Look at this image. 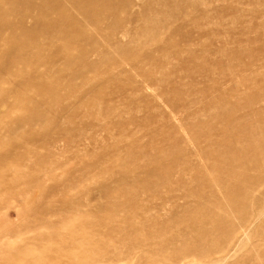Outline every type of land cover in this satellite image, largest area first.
Masks as SVG:
<instances>
[{
  "label": "rangeland",
  "instance_id": "1",
  "mask_svg": "<svg viewBox=\"0 0 264 264\" xmlns=\"http://www.w3.org/2000/svg\"><path fill=\"white\" fill-rule=\"evenodd\" d=\"M126 1L112 0L119 16L95 42L56 39L42 66L20 68L46 85L29 88L26 105L19 81L1 85L0 254L103 218L128 232L142 226L146 248L164 240L210 249L194 252L192 264H264V217L225 248L241 227L222 189L229 174L251 184L232 176L242 163L223 164L227 148L244 154L243 144L257 141L244 116L264 120V0H137L124 13ZM54 11H36L42 25L59 19ZM70 13L77 26L63 21L53 37L77 36L83 17ZM108 35L122 47L105 46Z\"/></svg>",
  "mask_w": 264,
  "mask_h": 264
},
{
  "label": "bare ground",
  "instance_id": "2",
  "mask_svg": "<svg viewBox=\"0 0 264 264\" xmlns=\"http://www.w3.org/2000/svg\"><path fill=\"white\" fill-rule=\"evenodd\" d=\"M138 2L128 0L119 9H125L122 11L128 13L139 7ZM58 7V0H44L41 5H37L36 0H0V88L4 83L19 81L24 91L22 106L27 104V99L24 97L29 88L33 86L44 88L46 85L45 82L42 83V76L34 75L32 79L25 78L20 70L21 67L35 70L42 66L44 48L50 47L56 39L70 37L75 40L95 42L94 35L104 30L107 18L115 19L119 16L118 10L112 6V0H65V6ZM38 9L52 13L57 10L59 19L42 25L36 13ZM70 11L77 12L83 17V20L79 21L77 36L59 32L57 38L53 37L50 30L60 27L61 22L67 21L76 25L71 19ZM117 32V36L121 39L127 37L125 29ZM40 38H43L45 44L38 42ZM103 40L105 46L122 47L121 43L113 42L111 35ZM121 50H123L121 53L125 52L128 55L132 53V50L128 48ZM132 57L130 58L133 61L141 62L139 57L133 54ZM4 58L7 62L3 61ZM66 100L63 98L58 101L64 109L67 108ZM256 117L255 111L244 116L249 123L244 125V129H251V133L252 130L255 131L257 140L253 144L247 142L243 144L242 149L248 152L242 154L233 148L226 149V155L231 160L223 165L235 169L238 163H242L243 167L236 170L235 175L232 176L237 179H248L251 183L246 189L244 183L229 180L230 174L222 182L225 186L222 189L231 196L230 203L240 215L239 226L241 227L239 231L231 233L232 237L228 236L230 240L226 238V246H224L227 250L239 241L240 234L244 235L253 231L256 222L264 217V120L248 122ZM213 196L209 206L215 207L217 202H214V199L217 198ZM151 213L150 209L144 213L139 211L140 216H146V219ZM153 214L156 215L158 212ZM142 229H144L142 226H134L130 229L132 231L128 232L123 224L103 218L77 221L69 227L62 225L56 233L47 236L46 241L41 239L40 242L35 241L32 245L28 243L17 248L8 245L5 250V252L8 251L7 254H0V264H192L191 257L194 252L203 254L210 250L209 248L196 250L191 245H185L182 249H170L167 247L170 242L164 240L158 242L160 250L146 248V243L137 239L143 234ZM211 233L210 231L209 235L214 238L215 236ZM150 244L153 243H148V246ZM225 252L228 253L226 250Z\"/></svg>",
  "mask_w": 264,
  "mask_h": 264
}]
</instances>
